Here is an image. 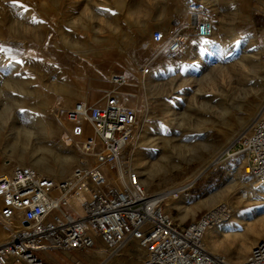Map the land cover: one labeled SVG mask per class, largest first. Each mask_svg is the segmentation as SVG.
<instances>
[{
	"label": "rangeland",
	"instance_id": "374dc122",
	"mask_svg": "<svg viewBox=\"0 0 264 264\" xmlns=\"http://www.w3.org/2000/svg\"><path fill=\"white\" fill-rule=\"evenodd\" d=\"M180 1L188 0H0V176L16 166L35 165L45 176L68 179L89 158L74 144L67 111L116 92L138 113V135L126 158L146 180L147 192L179 194L175 201L164 198L167 213L180 225L230 203L232 218L209 230L204 242L208 251L239 263L264 241L263 215L255 203L241 201L247 192L242 185L256 186V191L263 185L246 173L243 160H227L226 152L264 113V0H236L244 2L238 8L250 13V21H228L217 0H191L215 33L208 39L189 36L185 53L170 55L167 41L155 44L152 35L174 28L166 12ZM96 50L110 62L94 61ZM148 65L142 76L140 70ZM114 66L128 78L127 86L118 89L111 83ZM13 125L34 129L46 148L36 156L12 147ZM86 130L93 134L89 126ZM155 143L160 144L156 149ZM155 153L159 158L152 159ZM79 198L71 201L76 216L81 214ZM1 209L0 201L3 242L19 224H7ZM233 224L236 232L213 237ZM244 233L250 251L235 259ZM95 242L90 252H102V242ZM77 255L75 263L105 260L94 253ZM104 264H144L143 251L131 243Z\"/></svg>",
	"mask_w": 264,
	"mask_h": 264
},
{
	"label": "built area",
	"instance_id": "2783aa9c",
	"mask_svg": "<svg viewBox=\"0 0 264 264\" xmlns=\"http://www.w3.org/2000/svg\"><path fill=\"white\" fill-rule=\"evenodd\" d=\"M193 23L197 37L212 36L211 22L194 18ZM152 39L155 44L167 41L170 55L184 47L174 28L157 30ZM148 72L141 69L142 76ZM111 83L119 89L127 86L128 78L114 75ZM66 118L73 127L76 148L89 159L64 180L30 166H16L0 177L1 215L6 222L17 221L20 226L0 244V264H46L40 253L87 252L96 249V240L103 244L104 262L136 243L143 251L144 264H264V241L239 263L206 248L207 232L232 218L230 203H221L197 220L180 225L167 213V200L147 192L132 160L126 158L138 135V113L123 104L120 94H109L101 105L78 102ZM86 126L92 135L87 134ZM226 155L227 160H243L246 173L258 185L264 184V113L233 141ZM77 197L79 216L71 209V201Z\"/></svg>",
	"mask_w": 264,
	"mask_h": 264
},
{
	"label": "crops",
	"instance_id": "0c3cea01",
	"mask_svg": "<svg viewBox=\"0 0 264 264\" xmlns=\"http://www.w3.org/2000/svg\"><path fill=\"white\" fill-rule=\"evenodd\" d=\"M190 1V2H189ZM217 6L220 7V12L222 15L226 16V19L228 21H234V20H243V21H250L251 20V15L250 13H241V10H239L238 7L243 6L242 4L244 2L238 3L236 0H217ZM176 6L175 10H170L169 12L167 11V16H169V19L171 20L172 24L174 25V29L178 32V34L181 36L183 42H184V47L183 49L176 55H180L185 53V41L189 36H196V27L194 26V18H198L200 20H203L202 18L204 17V14L202 13L201 10H198V6H195L191 0L188 1H180ZM186 6V7H184ZM237 9V12H235ZM242 9V8H241ZM244 9H242L243 12ZM67 33H70L67 31ZM166 43L160 44V45H165ZM167 45V44H166ZM98 52V54H97ZM95 56H94V61H97L99 63H106L110 62V60L106 58L101 57V53L99 51H95ZM121 59V58H120ZM122 60V59H121ZM115 63L117 62V59L115 58ZM120 62V61H119ZM149 70V65L146 67ZM141 72V70H140ZM124 73L121 71V68L118 66H114L113 70V75H123ZM111 76V77H112ZM126 77V76H125ZM111 80V78H110ZM107 101H99V100H94L92 101L91 104H104ZM86 102H89L87 99ZM96 252V251H95ZM90 252L87 251L86 253H82L81 255H87L89 253H94L96 256H98L97 252ZM67 255H61L59 251H47L39 254V257L46 263V264H73L72 262L75 263V256L77 254H74L72 252H66ZM77 255V256H81ZM98 261L96 264H104V260H100L97 257ZM75 264H81L79 261L76 262Z\"/></svg>",
	"mask_w": 264,
	"mask_h": 264
},
{
	"label": "bare ground",
	"instance_id": "6f19581e",
	"mask_svg": "<svg viewBox=\"0 0 264 264\" xmlns=\"http://www.w3.org/2000/svg\"><path fill=\"white\" fill-rule=\"evenodd\" d=\"M214 32V28L212 30V35H213ZM218 51V50H217ZM236 68V67H235ZM56 80H54L55 82ZM175 105V104H174ZM174 114V113H173ZM0 119H3L2 117H0ZM2 121V120H1ZM36 126L37 125H41L42 122L39 121L37 123H34ZM45 126V125H44ZM66 127V125H65ZM41 128V127H40ZM42 131V129H39ZM11 131L13 134H11L10 136V142L9 144L12 146V147H17V148H22V149H30L33 151V154L34 155H39L38 152H41L43 151L46 147H45V141L42 140L41 137H39L37 134H35L34 132V129L33 130H30V129H26L24 127H20L19 125H13L12 128H11ZM156 131V130H155ZM159 131V130H157ZM161 131H164V128L160 129V132ZM40 132V131H39ZM162 133V132H161ZM160 133V135H161ZM47 136V135H46ZM151 135H147L146 136V139L148 140V138H150ZM156 136V135H155ZM163 137V135H162ZM47 138V137H46ZM164 138V137H163ZM166 138V137H165ZM73 139V138H72ZM144 139V137H143ZM156 140V139H154ZM165 140V139H164ZM168 142V141H167ZM73 143V141H72ZM169 143V142H168ZM160 145V144H154L155 146V149L157 148V146ZM168 145V144H167ZM45 147V148H44ZM135 148V147H134ZM37 153V154H36ZM74 153V152H73ZM152 159H156V158H159V155L157 153L153 154V156H151ZM161 159V158H160ZM87 159L85 158V161ZM33 167H35L36 169V166L34 165ZM143 167V166H142ZM148 168V167H147ZM41 170V169H40ZM138 175L140 174L137 170H135ZM46 172V171H45ZM6 174H3L1 175L0 177L2 176H5ZM140 180L142 182V184L144 185L146 183V180L145 179H142V176H140ZM55 179V178H53ZM263 187L256 191L255 190V187L256 186H252V189H251V186H248V185H245L243 184L242 185V189L245 188L247 189V192H248V195H247V198H244L243 196H241V201L248 204V203H255L256 206H257V210L259 213H262L263 215V218L261 220V226L264 227V184H262ZM222 191V190H221ZM220 191V192H221ZM166 192V191H165ZM216 195V194H215ZM219 195V194H218ZM217 195V196H218ZM254 196H258L259 198L257 200H253L254 199ZM164 197H166L167 199H174V201L178 198H175V196L173 195H170V193H167L164 195ZM179 197V196H178ZM216 197V196H215ZM214 198V197H213ZM218 198V197H217ZM211 199V198H210ZM169 201V200H168ZM177 202V201H176ZM181 203V202H180ZM179 204V203H178ZM249 207V206H248ZM254 213V212H253ZM244 220H242L243 222ZM6 222V221H5ZM245 222V221H244ZM7 224H12L14 223V221H11V222H6ZM260 225V224H259ZM258 225V226H259ZM20 228L19 225L16 226V231ZM252 228V227H250ZM254 228V227H253ZM211 230V229H210ZM238 230V225L237 224H233V225H225L223 227H221L218 231L214 232V236L213 237H220L221 235H225V234H228L230 232H236ZM263 230V229H262ZM209 232V231H208ZM207 232V233H208ZM213 234V233H212ZM243 236L241 237V240L239 241V244L238 246L236 247L235 249V252H234V258L235 259H242L246 256V254L250 251V248H251V243L249 241V237H247L244 234H242ZM11 237H9L8 239H6L5 241L3 242H0V244L2 243H6ZM243 239V240H242ZM252 251V250H251ZM251 253V252H250ZM98 255H103L102 252H97ZM235 263H238V262H235Z\"/></svg>",
	"mask_w": 264,
	"mask_h": 264
},
{
	"label": "snow or ice",
	"instance_id": "6c2138e0",
	"mask_svg": "<svg viewBox=\"0 0 264 264\" xmlns=\"http://www.w3.org/2000/svg\"><path fill=\"white\" fill-rule=\"evenodd\" d=\"M13 3L15 4V0H13ZM99 11H107V10H99ZM0 50H2V49H0Z\"/></svg>",
	"mask_w": 264,
	"mask_h": 264
}]
</instances>
